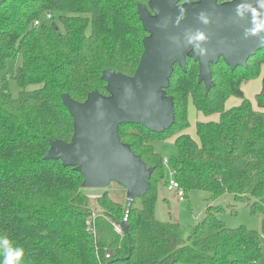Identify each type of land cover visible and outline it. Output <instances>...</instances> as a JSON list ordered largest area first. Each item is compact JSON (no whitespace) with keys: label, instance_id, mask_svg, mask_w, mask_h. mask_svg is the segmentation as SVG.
<instances>
[{"label":"trees","instance_id":"1","mask_svg":"<svg viewBox=\"0 0 264 264\" xmlns=\"http://www.w3.org/2000/svg\"><path fill=\"white\" fill-rule=\"evenodd\" d=\"M146 2L0 4V71L8 59L21 56L11 75L21 89L18 97L10 95L5 83L0 85V236L24 249L23 264H257L261 258L264 72L255 108L242 86L261 75L264 49L247 60L245 69L231 72L221 60L211 65L214 85L207 94L197 81L198 63L186 58L185 71L174 65L166 89L173 100V125L162 133L138 124L119 127L120 141L153 168L139 206L136 199L116 202L106 190L92 201L81 188L78 171L59 160L43 159L50 140L69 142L73 133L62 94L82 102L93 90L106 94L104 70L134 73L146 35L137 5ZM45 13L52 16L49 22L42 19ZM38 19L40 25L34 26ZM230 97L240 103L225 109ZM190 106L204 116L218 115L217 121L195 122L196 138L187 132ZM171 138L177 154L168 165L184 197L192 190L206 192L213 200L230 197L260 217L261 233L225 226L221 206L208 205L186 239L179 223L157 219L158 191L167 186V178L164 158L154 145ZM122 222L126 230L117 233L114 225Z\"/></svg>","mask_w":264,"mask_h":264},{"label":"water","instance_id":"2","mask_svg":"<svg viewBox=\"0 0 264 264\" xmlns=\"http://www.w3.org/2000/svg\"><path fill=\"white\" fill-rule=\"evenodd\" d=\"M5 0H0L2 4ZM187 10L185 20L174 26L178 7ZM233 0H147L137 5V16L146 35L142 39V53L131 76L104 70L101 79L106 94L93 90L79 102L67 94L61 102L73 121L69 142L50 140L44 160H59L64 167H72L83 178L84 190H106L111 183L126 191L127 204L144 196L150 188L152 167L135 155L129 145L120 141L118 131L124 124L142 125L151 132L162 133L174 123L172 97L166 95L174 65L185 71L186 58L198 63V83L207 94L213 82L210 66L220 60L232 72L246 68L247 60L264 49L254 39L244 40L241 27L232 22ZM207 11L211 24L208 34L207 56L193 55L183 46L186 29L203 27L196 21L200 11ZM179 38L180 43H174ZM121 230H126L122 222Z\"/></svg>","mask_w":264,"mask_h":264},{"label":"rangeland","instance_id":"3","mask_svg":"<svg viewBox=\"0 0 264 264\" xmlns=\"http://www.w3.org/2000/svg\"><path fill=\"white\" fill-rule=\"evenodd\" d=\"M185 2V0H181ZM45 22H49L44 17L42 18ZM59 25V23L56 21ZM21 64V56L18 55L13 59H8L6 61L4 69L0 71V85L6 84V87L13 98H17L21 89L17 86L16 82L11 78V75L14 73L15 69ZM261 75L259 77L250 80L244 85L245 97L256 107L255 103V94L260 90L261 86ZM38 88L36 86H29L27 90H32ZM233 101H239L238 98L231 97L228 99L226 105L229 106ZM217 117L216 115H212ZM202 115L197 113H192L191 109L188 113L189 128L187 132L192 138L195 136V122L199 121ZM154 150L161 155V157L169 160L172 156L177 154L176 148L173 143V138L168 139L167 141L154 145ZM166 178L169 180L171 168L166 167ZM162 190L159 193L158 201L155 207V214L159 220H171L179 223L181 227V235L184 239L192 232L194 226L201 221L205 216V210L208 205L212 206H221L225 209L224 213L220 214V219L228 228H238L246 227L247 229L254 230L261 233V220L257 215L251 214L248 207L242 203L233 202L230 197H221L216 200L210 198V195L202 191H188L183 198V201H178L174 198H171L170 192L167 191L166 183L161 186ZM161 189V188H160ZM102 190H87L88 197L92 201L100 197ZM108 197L116 202L125 204L126 191L123 187L118 184L111 183L106 189ZM136 206L140 205L139 199H136ZM94 203V202H93ZM98 210V207H97ZM261 258L258 260L257 264H264V235H261Z\"/></svg>","mask_w":264,"mask_h":264},{"label":"clouds","instance_id":"4","mask_svg":"<svg viewBox=\"0 0 264 264\" xmlns=\"http://www.w3.org/2000/svg\"><path fill=\"white\" fill-rule=\"evenodd\" d=\"M188 2V0H185ZM223 0H217L222 3ZM232 22L241 27L244 40L254 39L257 45L264 47V0H233ZM176 16L172 21L174 26H179L186 18L187 10L180 6L176 9ZM196 21L203 27L186 29L183 33V46L191 48L193 55L201 59L207 56L208 34L204 31L212 20L207 11H200ZM179 44V38H173ZM24 249L14 246L6 237L0 236V264H23Z\"/></svg>","mask_w":264,"mask_h":264},{"label":"built area","instance_id":"5","mask_svg":"<svg viewBox=\"0 0 264 264\" xmlns=\"http://www.w3.org/2000/svg\"><path fill=\"white\" fill-rule=\"evenodd\" d=\"M44 18L48 21H50L52 19L51 14L49 13H45L44 14ZM41 23V19L35 20L33 22L34 26H39ZM164 166L168 167V160L166 158H164ZM170 178L169 180H167V191L170 192L172 194V198L178 200V201H183L184 198V193L183 190L180 188V186L178 185V183L174 180L173 178V173L172 171L170 172ZM94 214L91 215L90 219L92 220L94 218ZM88 224H90V221L87 222ZM114 229L117 233L121 232V227L120 225H114ZM106 257L108 258V255H106Z\"/></svg>","mask_w":264,"mask_h":264},{"label":"crops","instance_id":"6","mask_svg":"<svg viewBox=\"0 0 264 264\" xmlns=\"http://www.w3.org/2000/svg\"><path fill=\"white\" fill-rule=\"evenodd\" d=\"M262 71H264V67L262 68ZM245 85V84H244ZM244 85L242 86V89H243V92H244ZM244 95H245V92H244ZM231 98V97H230ZM229 98V99H230ZM228 101V100H227ZM227 101H226V103H227ZM226 103H225V109H229V108H231V107H233V106H237L239 103H240V100L237 102V101H233L229 106H227L226 105ZM252 104V103H251ZM253 106V105H252ZM254 107V106H253ZM255 108V107H254ZM191 109V111H192V113L194 114V113H196L195 112V110H194V108H193V106H190V108H189V110ZM198 115H202L203 117H201L200 118V120L199 121H202V122H206V121H217L218 120V115L217 114H214V115H216L217 117H214V116H204L203 114H201V113H197ZM194 127H195V125H194ZM189 134V133H188ZM167 174V173H166ZM169 174V173H168ZM168 174H167V176H168ZM168 178V177H167ZM161 190H162V188L161 189H159V191H158V194L161 192ZM171 194V193H170ZM159 196V195H158ZM225 197V196H224ZM171 198H172V195H171ZM157 201H158V199H157ZM155 216H156V214H155ZM158 219V218H157ZM161 221H165V220H161Z\"/></svg>","mask_w":264,"mask_h":264},{"label":"flooded vegetation","instance_id":"7","mask_svg":"<svg viewBox=\"0 0 264 264\" xmlns=\"http://www.w3.org/2000/svg\"><path fill=\"white\" fill-rule=\"evenodd\" d=\"M193 1H195V0H193ZM223 1H228V0H223ZM192 2V1H191ZM180 3H184V2H181V0H180Z\"/></svg>","mask_w":264,"mask_h":264}]
</instances>
